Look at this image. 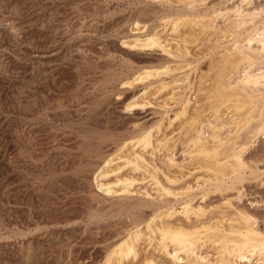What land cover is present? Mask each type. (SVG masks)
Returning <instances> with one entry per match:
<instances>
[{"label": "rangeland", "instance_id": "1", "mask_svg": "<svg viewBox=\"0 0 264 264\" xmlns=\"http://www.w3.org/2000/svg\"><path fill=\"white\" fill-rule=\"evenodd\" d=\"M205 2L221 6V0ZM254 3L264 6V0ZM182 10L175 1L157 0H0V264H97L134 219L151 213L140 198L106 196L92 174L123 137L163 117L156 84L145 92L140 84L123 88V77L145 66L182 64L158 49L128 47L136 35L133 22L170 36L162 17ZM202 43H187V61L213 76ZM142 98L152 105L125 109ZM176 124L163 130L174 131ZM176 140L173 157L182 164L184 146ZM244 158L261 173L246 172L227 189L210 187L204 203L230 198L264 228L263 135ZM116 159L109 171L120 164ZM118 171L106 181L134 177L132 189L148 186L141 171ZM141 246V256L159 255Z\"/></svg>", "mask_w": 264, "mask_h": 264}, {"label": "bare ground", "instance_id": "2", "mask_svg": "<svg viewBox=\"0 0 264 264\" xmlns=\"http://www.w3.org/2000/svg\"><path fill=\"white\" fill-rule=\"evenodd\" d=\"M157 1L183 6L182 11L162 17L170 36L136 19L131 28L136 35L126 45L158 49L180 57L182 64L141 67L127 73L121 85L140 84L145 92L156 84L163 95L158 105L163 117L154 127L123 137L115 153L103 157L92 174L106 196L140 198L152 210L134 219L97 264H264V228L257 226L255 217L227 197L204 203L210 187H234L246 172L261 173L250 168L244 152L264 136V6L255 5V0H221V6H206L205 0ZM187 43L204 45L213 76L198 72L187 61ZM191 92L196 93L194 99ZM148 105L152 102L146 98L134 99L125 109ZM174 121L176 133L165 132L163 126ZM177 138L187 165L173 157ZM114 158L121 162L112 172L124 167L139 170L148 186L133 190L134 177L106 181ZM142 244L159 255L148 250L151 255L141 256Z\"/></svg>", "mask_w": 264, "mask_h": 264}]
</instances>
